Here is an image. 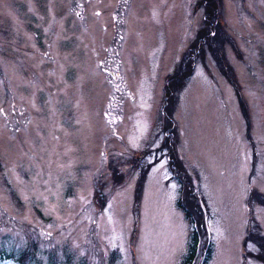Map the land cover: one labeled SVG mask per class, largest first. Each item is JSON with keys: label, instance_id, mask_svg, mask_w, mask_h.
<instances>
[{"label": "rangeland", "instance_id": "obj_1", "mask_svg": "<svg viewBox=\"0 0 264 264\" xmlns=\"http://www.w3.org/2000/svg\"><path fill=\"white\" fill-rule=\"evenodd\" d=\"M186 181L264 264V0H0V264H183Z\"/></svg>", "mask_w": 264, "mask_h": 264}, {"label": "trees", "instance_id": "obj_2", "mask_svg": "<svg viewBox=\"0 0 264 264\" xmlns=\"http://www.w3.org/2000/svg\"><path fill=\"white\" fill-rule=\"evenodd\" d=\"M209 2H211V4H214V0H209ZM209 9H210V11L208 10L210 12L209 16H210V18H212V16H213V13H212L213 12V8L209 7ZM207 30H209V29L207 28ZM216 48H217V46L215 47V49ZM217 51H218V48H217ZM194 60H195V58H194ZM193 63L194 62H191V64H190L191 65V69L194 66ZM186 64H187V62H186ZM187 70L188 69L184 70V74L181 73V72H178V74L185 75V77H187V74H188ZM164 102H165V104H167L168 101L166 99H164ZM243 107H244V109H246V107L244 105H243ZM252 145H253V143H252ZM143 181H144V177H142L140 179V182H143ZM187 183H184V182L182 183V189H183L182 190V193H183L182 199H183V201L181 202L182 199H180L178 204H179L180 208L184 211V213L187 215V217L189 218L190 224L193 225L192 226L193 227V232H192L193 239H192V242L189 245L190 248H189V251H188L189 253L186 256L187 259H185L186 261L184 262L185 264H192L194 258L197 256V254L199 252V246L202 243V242H200V237L203 238L202 235H201V231H203L202 229H204V227L206 225L205 224L206 216H205V213L203 212L204 211L203 208H204V205H205L207 207V210H208V205L205 204L206 202L205 203L203 202V201H205V200H203L204 199L203 195L201 194V196H200V194H198V192H196V190L194 191L193 188H190L189 182H187ZM192 197H194V199H192ZM202 203H204V204H202ZM251 222L252 223H250V224H253V225L250 227L249 230H257V228H259V227H257L256 221L252 220ZM204 237L206 238V236H204ZM250 238H252V237H250ZM252 240H253V242L258 243L260 249H258L257 252H253V251L249 250L247 248V246H246V248H247V249H245L246 252L249 255L254 256L256 258L259 257V259H261L264 262V240H259V239L257 240L255 238H253ZM204 241H205V239H204ZM204 241H203V244H204ZM205 245H206V247H205V255H206V253H207V255H209L211 250H212V246H213L212 245V241L209 240V242H207V243L205 242ZM203 247H204V245H203ZM54 257H55V254L52 256L51 261L49 263L50 264H58V263H60V262L57 263V259H55ZM20 261H19V264H22V260H20Z\"/></svg>", "mask_w": 264, "mask_h": 264}]
</instances>
